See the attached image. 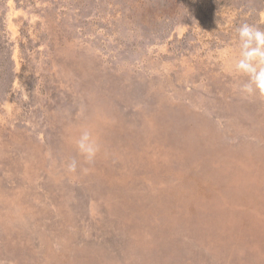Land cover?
I'll return each instance as SVG.
<instances>
[{
	"label": "rangeland",
	"instance_id": "obj_1",
	"mask_svg": "<svg viewBox=\"0 0 264 264\" xmlns=\"http://www.w3.org/2000/svg\"><path fill=\"white\" fill-rule=\"evenodd\" d=\"M243 23L264 0H0V264H264Z\"/></svg>",
	"mask_w": 264,
	"mask_h": 264
},
{
	"label": "clouds",
	"instance_id": "obj_2",
	"mask_svg": "<svg viewBox=\"0 0 264 264\" xmlns=\"http://www.w3.org/2000/svg\"><path fill=\"white\" fill-rule=\"evenodd\" d=\"M237 52L233 58V70L237 76L246 77L238 86L247 97H264V29L248 23L235 28ZM75 148L85 163H94L101 151V145L93 132L84 128L75 139ZM67 170L76 172L78 161H68ZM87 171V169H84Z\"/></svg>",
	"mask_w": 264,
	"mask_h": 264
}]
</instances>
